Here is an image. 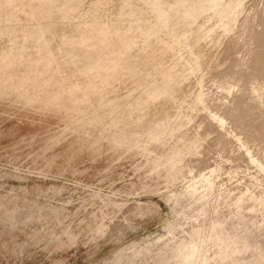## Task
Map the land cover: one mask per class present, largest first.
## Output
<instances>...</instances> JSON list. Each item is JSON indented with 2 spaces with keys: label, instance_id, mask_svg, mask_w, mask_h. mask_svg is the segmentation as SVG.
<instances>
[{
  "label": "rangeland",
  "instance_id": "rangeland-1",
  "mask_svg": "<svg viewBox=\"0 0 264 264\" xmlns=\"http://www.w3.org/2000/svg\"><path fill=\"white\" fill-rule=\"evenodd\" d=\"M0 264H264V0H0Z\"/></svg>",
  "mask_w": 264,
  "mask_h": 264
}]
</instances>
